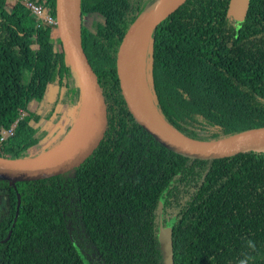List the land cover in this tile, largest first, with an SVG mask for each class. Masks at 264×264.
<instances>
[{"label":"trees","instance_id":"obj_1","mask_svg":"<svg viewBox=\"0 0 264 264\" xmlns=\"http://www.w3.org/2000/svg\"><path fill=\"white\" fill-rule=\"evenodd\" d=\"M38 1L54 16V0ZM160 1L78 0L79 41L104 96L106 127L64 173L13 185L0 176V264H83L79 254L89 264H162L157 232L166 225L173 264H264V150L177 154L134 120L119 91L120 39ZM228 9L229 0H185L148 36L144 80L155 111L204 142L264 127V0H247L237 26ZM75 77L50 27L34 26L20 0H0V134L26 112L0 155L40 144L43 124L65 108L43 116L42 105L53 107L48 85L70 90ZM68 122L65 135L53 133L60 141Z\"/></svg>","mask_w":264,"mask_h":264},{"label":"water","instance_id":"obj_2","mask_svg":"<svg viewBox=\"0 0 264 264\" xmlns=\"http://www.w3.org/2000/svg\"><path fill=\"white\" fill-rule=\"evenodd\" d=\"M184 1L161 0L134 19L122 35L116 52L115 73L119 91L128 111L134 120L161 145L189 158L214 159L229 157L247 151L264 150V127L245 132L225 141H194L161 127L149 117L135 98L130 83V68L135 48L140 42L147 40L153 28ZM54 17L56 21L55 32L66 59L76 77H80L91 95L93 117L85 139L72 153L59 161L54 163H37L31 161L32 159L10 158L0 155V176L6 177L12 185L16 180H33L55 176L79 165L99 143L106 127L107 110L104 96L101 92L99 81L79 41L78 24H76L77 19H79L78 3L75 24L71 17L68 0H54ZM162 121L164 120L162 119ZM63 140L58 143H61ZM157 239L162 264H173L171 226L159 227ZM79 257L83 264H89L82 254H79Z\"/></svg>","mask_w":264,"mask_h":264},{"label":"rangeland","instance_id":"obj_3","mask_svg":"<svg viewBox=\"0 0 264 264\" xmlns=\"http://www.w3.org/2000/svg\"><path fill=\"white\" fill-rule=\"evenodd\" d=\"M14 1L15 0H6V5L11 6V4ZM246 6H247V0H229V9H228L229 17L235 26H237L239 21L242 20ZM91 18H92L91 15L84 14L81 22L85 25L86 28L90 27ZM94 19H97L96 14L93 15V20ZM79 22H80L79 19H77L76 24H79ZM55 30L56 28H52L50 30V35L52 36L55 35L56 34ZM146 64H147L146 66V70H147L150 65L149 58L148 61H146ZM45 98H46L45 99L46 102L52 103L53 105V107L48 108L47 110L42 105V109L45 111L47 115L45 116V118H48L50 112L55 113L58 112V110H60V107L62 106L65 107L64 111L62 112V115L59 117L60 119H58L59 121H62L61 126L59 128H60V133L64 135L67 132L66 127L67 125H69L68 121H70V123L73 122V125L71 127L72 129L77 124L78 120L80 119V116L84 112L89 111V106H93L91 95L87 87L83 83V81L80 79V77H75L74 88L70 90H66L65 88L58 87L54 84H49L46 90ZM77 112H79V116L77 119H75L76 118L75 115ZM165 124L171 131L182 137L189 138L194 141L203 142V139H201L200 136L196 138L190 137L186 135L184 132H182L180 129H178L177 127L173 126L172 124L168 122H165ZM71 129L69 130L67 135H69ZM46 145L42 143V144H38L37 146L31 147L25 151H19L16 157L13 158H24V159L34 158L40 155L41 153L45 152L49 148H51V145L48 146Z\"/></svg>","mask_w":264,"mask_h":264},{"label":"bare ground","instance_id":"obj_4","mask_svg":"<svg viewBox=\"0 0 264 264\" xmlns=\"http://www.w3.org/2000/svg\"><path fill=\"white\" fill-rule=\"evenodd\" d=\"M70 13L73 23H76L77 19V3L78 0H68ZM149 44V40H143L135 48L130 68V83L133 94L144 111L149 117L158 123L161 127L165 128L169 132L171 131L164 121L159 117L153 108L144 83V70L146 69V52ZM91 109V110H90ZM93 117V106H89V111L84 112L77 124L71 129L69 135L61 143H58L48 151L41 153L40 155L31 158L33 162L37 163H54L65 158L72 153L85 139Z\"/></svg>","mask_w":264,"mask_h":264},{"label":"built area","instance_id":"obj_5","mask_svg":"<svg viewBox=\"0 0 264 264\" xmlns=\"http://www.w3.org/2000/svg\"><path fill=\"white\" fill-rule=\"evenodd\" d=\"M20 2L24 5V7L29 11L30 15L32 16V22L34 26L42 24L44 26H49L50 30L52 28H55V17L50 14L49 8L47 6H43L38 0H20ZM25 114L26 112L24 110L19 109V114L15 118V120L11 122L7 126V128H5L1 132L0 142L13 133L17 120Z\"/></svg>","mask_w":264,"mask_h":264},{"label":"crops","instance_id":"obj_6","mask_svg":"<svg viewBox=\"0 0 264 264\" xmlns=\"http://www.w3.org/2000/svg\"><path fill=\"white\" fill-rule=\"evenodd\" d=\"M44 108H46L45 104L43 105ZM30 107H36V103H31ZM47 110V108H46ZM51 114V112L49 113V115ZM48 115V117H49ZM43 116H47L46 113L44 112ZM60 119V118H58ZM57 119V120H58ZM52 121V120H47L42 127H45L46 129V135L42 138V140L39 142L40 144L43 143L44 145L48 146L51 145L54 146L56 145L58 142H60V138L61 135L58 138H55V136L53 135L55 129H60L59 127L61 126L62 121Z\"/></svg>","mask_w":264,"mask_h":264},{"label":"clouds","instance_id":"obj_7","mask_svg":"<svg viewBox=\"0 0 264 264\" xmlns=\"http://www.w3.org/2000/svg\"><path fill=\"white\" fill-rule=\"evenodd\" d=\"M249 246H253L251 241L249 242ZM239 264H247V260H242Z\"/></svg>","mask_w":264,"mask_h":264}]
</instances>
